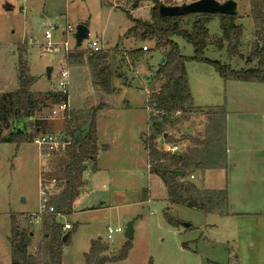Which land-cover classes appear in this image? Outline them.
Listing matches in <instances>:
<instances>
[{
    "label": "rangeland",
    "instance_id": "obj_1",
    "mask_svg": "<svg viewBox=\"0 0 264 264\" xmlns=\"http://www.w3.org/2000/svg\"><path fill=\"white\" fill-rule=\"evenodd\" d=\"M233 1L238 3L237 23L243 27V59L228 56L227 44L220 50L209 46L204 56L235 71L256 69L258 61L246 59L255 46L263 47L264 38L255 33L249 0ZM152 8L150 0H0V94L19 89L21 58L38 79L32 88L37 109L25 120L27 135L34 139L21 145L0 143V264H12V216L31 232L29 253L45 259L43 222L27 227L25 217L41 213L43 187L58 194L64 188L67 147L43 152L34 140L53 134L72 143L90 132L95 114L97 162L86 165L85 185L74 212L57 219L63 227L71 226L63 229L71 235L63 247V264H86L94 243L106 250L103 256H117L128 241L124 234L130 222L134 239L128 257L108 264H264V176L257 171L264 168V159L257 156L264 148L260 126L264 84L226 81L210 63L192 59L190 43L174 38L181 55L189 58L186 68L194 106L212 111L224 107L226 112L224 124L220 115L209 119L206 112L182 114L186 117L171 130V137L180 142L168 148L178 146L176 153L190 159L187 177L197 188L225 190L229 199L227 206L213 213L169 202L164 182L150 174L143 142L155 115L147 105L149 83L162 64V52L153 40L142 43L125 37L133 27L126 11L133 19L148 22ZM50 26L54 27L52 41H68L71 50L76 49V28L87 27L89 38L79 49L87 52L93 41H99L109 54L107 63L117 91L108 95L94 87L90 68L68 64L63 52L45 53L44 35ZM209 33L212 38L222 35L217 17ZM144 47L148 48L144 58L129 59V52ZM62 71L68 72V95L58 87ZM61 95L68 98L66 112L60 109ZM38 126L41 130L36 133ZM186 136L210 141L212 146H195L182 140ZM232 158L238 162L237 170L231 166ZM198 163L204 168L196 169ZM166 213L174 223L168 222ZM118 227L124 232L109 239V228Z\"/></svg>",
    "mask_w": 264,
    "mask_h": 264
},
{
    "label": "trees",
    "instance_id": "obj_2",
    "mask_svg": "<svg viewBox=\"0 0 264 264\" xmlns=\"http://www.w3.org/2000/svg\"><path fill=\"white\" fill-rule=\"evenodd\" d=\"M153 4L150 21L136 20L126 11L133 22V27L126 33V38L146 43L153 40L157 50L162 52L165 62L149 83L148 108L155 112L150 120V135L144 139V146L148 153L149 171L164 182L167 189V199L172 204L190 206L204 212L213 213L224 208L228 204L227 192L200 190L189 181L187 167L190 159L182 154L168 151V146L180 142L171 137V130L180 122L182 114H203L206 112L209 119L220 115L225 123L226 112L224 107L219 111L202 110L194 106L193 95L190 89L189 77L186 64L188 57L180 53L179 45L174 38H180L194 47V58L198 63H210L217 74L226 81L261 83L264 84V50L255 46L251 56L246 59L247 63L258 61L256 69L233 70L229 65L212 62L204 56L205 50L213 45L222 49L227 44L228 56L241 58L240 45L243 37V27L237 23L238 14L211 15L207 13L184 15L183 17L160 16L159 10L162 5L182 6L185 3H193L199 0H150ZM225 2L228 0H215ZM250 15L255 25L257 36L264 38V0H249ZM217 17L220 20L222 35L220 38H212L209 33V25ZM143 49L129 52L127 55L131 61L144 58ZM109 54L101 51L98 53L83 52L78 49L66 54V62L73 65H87L93 76V85L102 88L106 94L112 95L115 88L112 83V73L107 61ZM38 79L30 74V69L21 58L19 61V89L16 92L0 94V143L15 142L21 145L31 140V136H9L14 122H25L33 117L37 109V102L33 99L32 88ZM59 96V95H58ZM63 102H67V96H63ZM183 118V119H184ZM96 114L93 116L90 132L85 137H78L74 142H69L65 154L68 163L63 170L64 188L60 193L55 190L47 192L49 208L53 213L45 215L43 227L45 229V243L41 248L44 260L29 253L32 244L31 232L26 231L24 222L19 224L18 218L12 216L11 246L12 264H63V247L70 241V234L63 231L64 227L58 223L59 216L73 213L75 202L79 199L81 189L85 185L84 174L89 162L96 164L98 159V138L95 128ZM224 127V125H223ZM225 128V127H224ZM223 128V129H224ZM36 133L41 128L38 126ZM10 130V131H9ZM5 131H8L5 133ZM222 131L220 134H224ZM34 139V138H33ZM161 140L164 144H161ZM182 140H189L191 144L201 148H211L210 141H202L198 137L186 136ZM167 146V147H166ZM190 148V147H189ZM181 157V159H179ZM198 163L195 168H204ZM174 171L185 172L184 178L173 174ZM60 188V187H59ZM169 223H174L168 214H164ZM68 235L66 242L64 237ZM100 243H94L89 254L86 256V264H108L125 260L131 250V242L127 241L120 253L115 257L103 256L106 252ZM149 264H152L151 262Z\"/></svg>",
    "mask_w": 264,
    "mask_h": 264
},
{
    "label": "built area",
    "instance_id": "obj_3",
    "mask_svg": "<svg viewBox=\"0 0 264 264\" xmlns=\"http://www.w3.org/2000/svg\"><path fill=\"white\" fill-rule=\"evenodd\" d=\"M53 29H54V27L50 26L49 29H47L45 31L44 37H45L46 43L43 44L45 53H47V54H56V53L63 52L64 54H67L69 52L74 51V50L70 49V44H69L68 41H64V42H60V43H54L52 41V39H53L52 30ZM68 30H69V32L73 31V30H70V28H68ZM67 34H69V33L65 32V33H63V36L66 37ZM143 50L144 51H148V48L144 47ZM101 51H102V49L100 47V44H99L98 40L93 41L89 45V49H87V52H91V53H98V52H101ZM58 87H59V90H60L61 94L68 95V92H69V77H68V72L67 71H62L60 73V76H59V79H58ZM67 108L68 107H67L66 103H63L60 106V109L63 112H66ZM34 142L39 148H41L43 150V152L46 151V152H49V153L58 150L59 148H61V146H64L63 148H65V147H68V145H69V141L66 138H62L61 139L60 136L53 135V134L41 135L38 138H36L34 140ZM168 151H171L172 153H176L178 151V146H171V147H169ZM47 154L45 156H48ZM47 192H50V191H48L47 189H45L43 187L42 199H41V202H42L41 213L39 215H37V216L32 215L29 218L25 217V221H26V226L27 227L40 225L43 222V219H44L45 215H47L48 213H53L54 212L53 208H49L47 206V204H48ZM50 194H51V192H50ZM70 229H71V226L69 224L65 225L64 230H70ZM123 232H124V229L121 228V227H118L116 229L109 228V230H108V238L112 239L115 234L123 233Z\"/></svg>",
    "mask_w": 264,
    "mask_h": 264
},
{
    "label": "water",
    "instance_id": "obj_4",
    "mask_svg": "<svg viewBox=\"0 0 264 264\" xmlns=\"http://www.w3.org/2000/svg\"><path fill=\"white\" fill-rule=\"evenodd\" d=\"M238 3L233 0H228L225 2H217L215 0H199L193 3H185L182 6H167L162 5L160 7L159 13L163 18L166 17H183L184 15L190 14H201L207 13L211 15H219V14H227V15H235L237 14ZM89 38V29L85 26H78L76 28L75 40H76V48L79 49L82 46V43ZM264 50V45H263ZM165 59L163 60V63ZM51 75V69H48V76ZM27 134L26 124L25 122H14L12 126V130L9 133V136H23ZM181 159V157H179ZM174 175L179 178L185 177V172L183 171H174ZM186 229H189L190 224L184 225ZM125 238L128 241H132L134 239V223L130 222L125 231ZM68 235H66L63 239L66 242Z\"/></svg>",
    "mask_w": 264,
    "mask_h": 264
},
{
    "label": "crops",
    "instance_id": "obj_5",
    "mask_svg": "<svg viewBox=\"0 0 264 264\" xmlns=\"http://www.w3.org/2000/svg\"><path fill=\"white\" fill-rule=\"evenodd\" d=\"M77 49V48H76ZM75 49V50H76ZM78 50H80V49H78ZM163 57V56H162ZM163 60H164V57H163ZM163 62V61H162ZM152 78L153 77H151V79L150 80H152ZM240 82V81H239ZM113 83V82H112ZM242 83H245V82H242ZM114 87V86H113ZM115 88V87H114ZM117 91V89L115 88V92ZM114 92V93H115ZM64 103H66V105H67V107L69 108V103H68V98H67V102H64ZM106 108H109L108 106L107 107H105L104 109H106ZM198 108V107H197ZM260 126H261V130L262 131H264V115H261V117H260ZM71 142V141H70ZM239 151V149L238 150H235V152H238ZM260 156V157H262V159H264V148L263 149H260V150H258L257 151V156ZM230 162H231V166H233V170H237L238 169V162H236V158H232L231 160H230ZM234 163V164H233ZM257 171H261L262 172V175L264 176V168H260V167H258V169H257ZM191 178H193V176H191ZM84 180H85V175H84ZM199 188V187H198ZM200 190H210V191H222V189H216V188H214V189H207V188H199ZM78 202H79V199L75 202V205H74V208L76 207V205L78 204ZM73 212H74V210H73Z\"/></svg>",
    "mask_w": 264,
    "mask_h": 264
}]
</instances>
